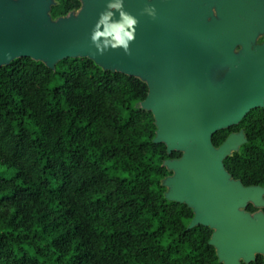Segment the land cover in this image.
I'll list each match as a JSON object with an SVG mask.
<instances>
[{
	"label": "trees",
	"instance_id": "obj_1",
	"mask_svg": "<svg viewBox=\"0 0 264 264\" xmlns=\"http://www.w3.org/2000/svg\"><path fill=\"white\" fill-rule=\"evenodd\" d=\"M55 1L53 18L81 7ZM147 93L88 59L0 68V264H221L212 231L188 229L192 210L164 198L163 163L181 154L153 143V116L139 108ZM240 131L246 144L224 168L264 186V107L212 144Z\"/></svg>",
	"mask_w": 264,
	"mask_h": 264
},
{
	"label": "water",
	"instance_id": "obj_2",
	"mask_svg": "<svg viewBox=\"0 0 264 264\" xmlns=\"http://www.w3.org/2000/svg\"><path fill=\"white\" fill-rule=\"evenodd\" d=\"M79 2L81 11L53 18L55 0H0V68L29 58L54 71L63 60L88 59L143 82L148 93L139 108L153 116V143L181 154L163 163L171 174L161 182L164 198L192 210L188 229L212 231L219 263L264 260V192L234 180L223 164L246 144L244 132L212 144L215 133L264 107V41L255 46L264 34V0H151L155 19L141 15L147 0H124L138 20L130 55L96 54L89 35L108 0ZM249 205L255 217L246 215Z\"/></svg>",
	"mask_w": 264,
	"mask_h": 264
},
{
	"label": "clouds",
	"instance_id": "obj_3",
	"mask_svg": "<svg viewBox=\"0 0 264 264\" xmlns=\"http://www.w3.org/2000/svg\"><path fill=\"white\" fill-rule=\"evenodd\" d=\"M14 2V0H13ZM76 11H81L76 9ZM141 15H147L155 19L156 9L151 0H147V6L142 9ZM212 17L217 15L216 10L212 9ZM76 18V17H74ZM138 20L125 9L124 0H108L105 8L99 13L89 35L90 43L95 48L97 55H103L108 51L120 50L125 55H130V45L135 40L136 27ZM258 41H264V34H261L255 40V46ZM251 51V49H250ZM241 52V46L233 49V55ZM264 192V186L258 187ZM259 200L264 202V194L259 196ZM240 213V208L237 209ZM249 218L255 217V213L246 214ZM261 215H264L262 213ZM255 255V252L252 253ZM245 264L244 259H239L237 264Z\"/></svg>",
	"mask_w": 264,
	"mask_h": 264
},
{
	"label": "rangeland",
	"instance_id": "obj_4",
	"mask_svg": "<svg viewBox=\"0 0 264 264\" xmlns=\"http://www.w3.org/2000/svg\"><path fill=\"white\" fill-rule=\"evenodd\" d=\"M261 42V41H260ZM11 173L12 172H8L7 174H1V175H3V176H9V175H11Z\"/></svg>",
	"mask_w": 264,
	"mask_h": 264
}]
</instances>
